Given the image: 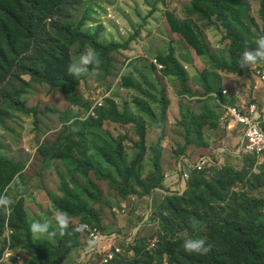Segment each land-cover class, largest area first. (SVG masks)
Masks as SVG:
<instances>
[{
    "label": "rangeland",
    "instance_id": "obj_1",
    "mask_svg": "<svg viewBox=\"0 0 264 264\" xmlns=\"http://www.w3.org/2000/svg\"><path fill=\"white\" fill-rule=\"evenodd\" d=\"M239 1L190 20L205 55L168 21L184 22L193 0H41L7 23L0 158L21 171L0 191L13 201L0 209V264H78L95 231L126 239L117 264H204L185 239L227 253L260 230L264 162L235 154L234 135L222 141L228 106L259 102L256 92L264 105V62L238 65L245 42L264 36V0ZM73 23L117 45L105 69L67 73L93 50L62 39ZM64 182L79 211L66 212L63 235L52 221L55 238L35 239L30 224L69 203Z\"/></svg>",
    "mask_w": 264,
    "mask_h": 264
},
{
    "label": "trees",
    "instance_id": "obj_2",
    "mask_svg": "<svg viewBox=\"0 0 264 264\" xmlns=\"http://www.w3.org/2000/svg\"><path fill=\"white\" fill-rule=\"evenodd\" d=\"M39 1L41 0H0V50L2 40L7 32V23L13 24V19L25 16L27 11H34L38 9ZM230 3L234 6L243 5L239 0H193L189 9L186 10V20L180 22L174 16H169L168 21L172 30L181 34L189 44L193 45L196 50L205 55L203 41L199 34L194 30L192 18L210 19L212 15L221 14L223 12L222 5ZM66 31L61 32L62 39L67 44L80 42L82 45L88 44L96 51L100 58V65L98 69H105L110 61V55L117 50L116 44H102L98 40V36L92 35L81 30V24H72ZM20 167L10 161L0 158V191L5 189L20 172ZM197 173V171H194ZM62 190L66 195L63 200L68 201L70 204H77L70 206L69 203L59 202L58 208L69 213L74 214L78 212V199L69 192L67 182L62 185ZM264 225L257 233H246L243 239L235 248L234 252L227 253L208 252L204 264H264ZM121 259V258H120ZM120 261V260H119ZM119 261L117 263H119Z\"/></svg>",
    "mask_w": 264,
    "mask_h": 264
},
{
    "label": "built area",
    "instance_id": "obj_3",
    "mask_svg": "<svg viewBox=\"0 0 264 264\" xmlns=\"http://www.w3.org/2000/svg\"><path fill=\"white\" fill-rule=\"evenodd\" d=\"M153 62L159 69L163 68L157 59ZM98 105L102 106V103ZM223 120L224 131L229 134L228 136L234 135V139L239 138L240 147L235 154L253 155L264 162V105L256 102L228 106ZM208 162L212 163V160L205 156L194 164V168L202 171ZM125 240L116 232L109 234L92 232L90 244L78 259V264H117L123 256L121 243Z\"/></svg>",
    "mask_w": 264,
    "mask_h": 264
},
{
    "label": "clouds",
    "instance_id": "obj_4",
    "mask_svg": "<svg viewBox=\"0 0 264 264\" xmlns=\"http://www.w3.org/2000/svg\"><path fill=\"white\" fill-rule=\"evenodd\" d=\"M256 48L250 49L245 42V50L242 52L238 65L240 68H248L251 65L264 62V36H261L255 40ZM100 58L95 50H87L80 57L78 62L70 63L67 68V73L71 76H81L88 73L91 69L93 73L99 68ZM69 125L72 123L68 122ZM77 129H73L76 131ZM13 201L6 195H0V209L5 212L10 210V206ZM52 221H55L56 228L59 230V234L63 235L69 228V217L65 211L56 213L50 220L33 221L30 224V232L35 239H43L46 237L55 238L58 234L57 230L53 228ZM197 220L195 217L191 218V224L193 228L197 226ZM83 227V226H81ZM183 249L185 252L194 254H207L211 250L210 245H206V241L203 238H188L183 242Z\"/></svg>",
    "mask_w": 264,
    "mask_h": 264
},
{
    "label": "crops",
    "instance_id": "obj_5",
    "mask_svg": "<svg viewBox=\"0 0 264 264\" xmlns=\"http://www.w3.org/2000/svg\"><path fill=\"white\" fill-rule=\"evenodd\" d=\"M258 88H260V87L258 86ZM260 92H261V91H260ZM259 94H260V93L257 94V92H256V93H255V98H258L259 102L261 103V102H262V101H261L262 99H259V96H260ZM237 100H238V97H237ZM231 138H232L231 136H227V138L224 137L222 141H226V140H229V141H230ZM238 140H239V138L237 137V139L235 140L234 146L237 145Z\"/></svg>",
    "mask_w": 264,
    "mask_h": 264
}]
</instances>
